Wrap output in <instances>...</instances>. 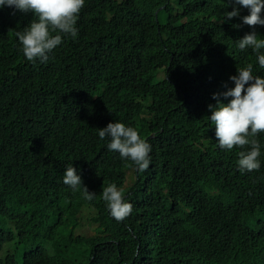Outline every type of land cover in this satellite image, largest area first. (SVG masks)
<instances>
[{
    "label": "trees",
    "instance_id": "obj_1",
    "mask_svg": "<svg viewBox=\"0 0 264 264\" xmlns=\"http://www.w3.org/2000/svg\"><path fill=\"white\" fill-rule=\"evenodd\" d=\"M233 7L85 0L78 36L45 63L15 36L34 15L0 8V264H264V133L261 167L241 172L242 149L220 148L207 121L237 67L264 76L237 47L253 30L264 39V25H244L243 7L224 19ZM115 120L151 145L146 170L99 138ZM68 164L83 181L75 192ZM110 183L133 205L123 221L102 199Z\"/></svg>",
    "mask_w": 264,
    "mask_h": 264
},
{
    "label": "clouds",
    "instance_id": "obj_2",
    "mask_svg": "<svg viewBox=\"0 0 264 264\" xmlns=\"http://www.w3.org/2000/svg\"><path fill=\"white\" fill-rule=\"evenodd\" d=\"M234 5L232 11H227L224 19L240 16L241 7L248 9V14L241 18L244 25L253 29L264 25V0H229ZM85 0H0V8H14L24 14H33L34 19L17 31L15 36L22 45L25 58L36 63H45L49 53L62 43L63 36L70 35L73 39L78 36L77 20ZM241 24L233 27L240 28ZM237 47L243 51L251 48L256 54L259 67L264 69V39H258V33L251 31L238 40ZM230 80L234 87L222 95L231 99L225 102L220 99V93H214L217 100L215 105L208 107L211 111L207 119L209 128L215 130L216 140L220 148L232 150L242 149L238 153V166L241 172L259 170L261 162V145L258 136L264 133V76L253 75V64L237 67V74ZM101 140H108L109 151L118 152L121 159L130 160L139 171H144L150 164L151 145L132 126L115 120L106 127L98 128ZM64 184L71 187L73 192L80 189L83 183L73 164L65 168ZM102 199L113 218L118 221L126 219L133 210L122 189L116 183H110L102 190ZM83 196L93 200L94 191H89L84 185Z\"/></svg>",
    "mask_w": 264,
    "mask_h": 264
},
{
    "label": "rangeland",
    "instance_id": "obj_3",
    "mask_svg": "<svg viewBox=\"0 0 264 264\" xmlns=\"http://www.w3.org/2000/svg\"><path fill=\"white\" fill-rule=\"evenodd\" d=\"M132 174V173H131ZM131 174H130V177L129 178H131ZM86 231H88V232H92V231H90L88 228L86 229Z\"/></svg>",
    "mask_w": 264,
    "mask_h": 264
}]
</instances>
